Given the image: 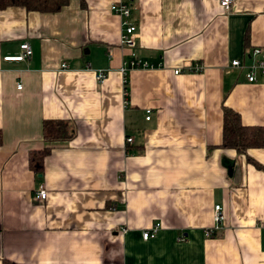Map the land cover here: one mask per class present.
I'll return each mask as SVG.
<instances>
[{
	"label": "crops",
	"instance_id": "1",
	"mask_svg": "<svg viewBox=\"0 0 264 264\" xmlns=\"http://www.w3.org/2000/svg\"><path fill=\"white\" fill-rule=\"evenodd\" d=\"M220 1L0 10V264H264V147L219 146L222 106L264 127V74L247 82L230 64L248 66L259 48L264 65V0ZM118 3L132 48L119 44ZM22 43L29 58L3 60ZM134 59L151 68H127L124 85ZM43 119L68 121L71 138L43 141ZM43 147L37 175L27 157ZM215 204L223 221L205 237Z\"/></svg>",
	"mask_w": 264,
	"mask_h": 264
},
{
	"label": "trees",
	"instance_id": "2",
	"mask_svg": "<svg viewBox=\"0 0 264 264\" xmlns=\"http://www.w3.org/2000/svg\"><path fill=\"white\" fill-rule=\"evenodd\" d=\"M70 0H0V10L9 7H19L26 12L57 13ZM84 7L83 0H78ZM222 128L220 147L232 148L238 153H244L248 148L264 147V127L258 125H243L239 115L233 110L221 107ZM72 136L70 123L65 120L43 119L41 122V137L45 142L68 140ZM49 149L43 147L28 153L27 166L37 175L43 172V159ZM255 167H259L252 159L246 158ZM1 264H17L8 259H2Z\"/></svg>",
	"mask_w": 264,
	"mask_h": 264
},
{
	"label": "built area",
	"instance_id": "3",
	"mask_svg": "<svg viewBox=\"0 0 264 264\" xmlns=\"http://www.w3.org/2000/svg\"><path fill=\"white\" fill-rule=\"evenodd\" d=\"M230 4H231V0H221L219 3L220 7L225 9V10L229 8ZM110 11L114 12L120 18V26L122 28L121 35L119 38L120 46L125 47V48H132L133 44H134L135 34H136V26L129 21L130 10H129L128 6L125 3H118L115 5H112L110 7ZM19 50H20V52L17 55L4 57L3 60L6 62H21V61H24L25 59L30 57L31 50H30L27 43L20 44ZM260 54H261V50L259 48H253L250 52V57L252 58V61L248 66H244L239 61L233 60L230 63L231 67L243 69L245 71V78H246L247 82H255L257 73L264 74V65H263L262 61L258 59ZM132 57H133V55H132ZM60 68L66 69L65 64H61ZM127 68L146 69V68H151V66H149L146 63H142L137 59H134V60L129 61V62H123L122 67L120 68V73L122 75V83L124 85L126 82L125 76H126ZM201 70H202V68L198 65H194L191 68V71L194 73H198ZM180 72L181 71L179 69H177V70L173 71V74L176 75V74H179ZM94 79L96 82L101 83L104 79V73L103 72H96L94 74ZM19 88H20V86L18 85L17 89H19ZM148 114H149V111H146L145 119H148ZM125 141L131 142L132 138L126 137ZM45 195H46V191H45L43 185L42 184L38 185L36 190L34 191V197L39 199V200H43L45 198ZM212 221H213L212 226L210 228L204 230V236L205 237L210 236L213 232L218 230L222 224L223 214H222L221 207L218 204L213 205ZM158 226H159L158 223H155L148 230L142 231L141 232V238L143 240H146L148 238L153 237ZM179 240H182V238L180 237Z\"/></svg>",
	"mask_w": 264,
	"mask_h": 264
},
{
	"label": "water",
	"instance_id": "4",
	"mask_svg": "<svg viewBox=\"0 0 264 264\" xmlns=\"http://www.w3.org/2000/svg\"><path fill=\"white\" fill-rule=\"evenodd\" d=\"M227 171H228V173H230V171H231L230 166L227 167Z\"/></svg>",
	"mask_w": 264,
	"mask_h": 264
}]
</instances>
